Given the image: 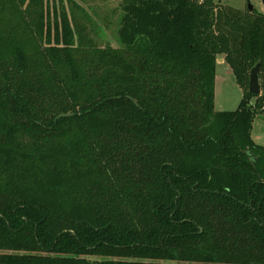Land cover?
<instances>
[{"label": "trees", "instance_id": "obj_1", "mask_svg": "<svg viewBox=\"0 0 264 264\" xmlns=\"http://www.w3.org/2000/svg\"><path fill=\"white\" fill-rule=\"evenodd\" d=\"M89 1L0 0V264H264V14L121 0L112 47Z\"/></svg>", "mask_w": 264, "mask_h": 264}, {"label": "rangeland", "instance_id": "obj_2", "mask_svg": "<svg viewBox=\"0 0 264 264\" xmlns=\"http://www.w3.org/2000/svg\"><path fill=\"white\" fill-rule=\"evenodd\" d=\"M216 3L230 7L247 10L253 7L264 14L262 0H215ZM121 0L89 1L83 3L88 14L93 18V35L100 46L118 47L117 31L122 17L120 8ZM223 60V58H220ZM243 98V90L238 85L235 76L224 61L217 63L215 83V110L236 111ZM253 140L259 145H264V113L258 115L253 127Z\"/></svg>", "mask_w": 264, "mask_h": 264}, {"label": "water", "instance_id": "obj_3", "mask_svg": "<svg viewBox=\"0 0 264 264\" xmlns=\"http://www.w3.org/2000/svg\"><path fill=\"white\" fill-rule=\"evenodd\" d=\"M264 5V0H262ZM250 10H253L252 6H249ZM219 62L223 61L222 59L218 60ZM249 91L253 94L260 95L262 93V86L260 83V64H257L250 73V80H249ZM75 114H61L59 115L56 120L64 117H72Z\"/></svg>", "mask_w": 264, "mask_h": 264}, {"label": "crops", "instance_id": "obj_4", "mask_svg": "<svg viewBox=\"0 0 264 264\" xmlns=\"http://www.w3.org/2000/svg\"><path fill=\"white\" fill-rule=\"evenodd\" d=\"M219 62V61H218ZM223 62H224V59H223ZM252 137H253V135H252Z\"/></svg>", "mask_w": 264, "mask_h": 264}]
</instances>
